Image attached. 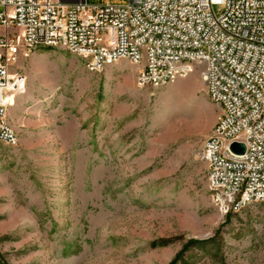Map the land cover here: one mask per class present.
I'll return each instance as SVG.
<instances>
[{"label":"rangeland","instance_id":"rangeland-1","mask_svg":"<svg viewBox=\"0 0 264 264\" xmlns=\"http://www.w3.org/2000/svg\"><path fill=\"white\" fill-rule=\"evenodd\" d=\"M11 71L25 80L6 113L17 143L0 142V264H264V202H212L221 106L199 70L139 87L128 60L91 71L38 46Z\"/></svg>","mask_w":264,"mask_h":264},{"label":"built area","instance_id":"built-area-1","mask_svg":"<svg viewBox=\"0 0 264 264\" xmlns=\"http://www.w3.org/2000/svg\"><path fill=\"white\" fill-rule=\"evenodd\" d=\"M38 46L62 47L91 71L128 60L139 87L199 70L221 106L203 146L212 202L223 214L264 202V0H0V142L8 145L17 143L6 121L10 93L25 80L11 69ZM234 142L245 152H233Z\"/></svg>","mask_w":264,"mask_h":264},{"label":"water","instance_id":"water-1","mask_svg":"<svg viewBox=\"0 0 264 264\" xmlns=\"http://www.w3.org/2000/svg\"><path fill=\"white\" fill-rule=\"evenodd\" d=\"M231 150L237 154H242L245 152V145L243 143L234 142L231 145Z\"/></svg>","mask_w":264,"mask_h":264}]
</instances>
